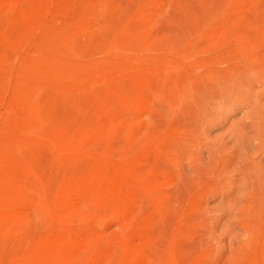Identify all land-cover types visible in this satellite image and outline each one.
Returning <instances> with one entry per match:
<instances>
[{
	"label": "rangeland",
	"instance_id": "rangeland-1",
	"mask_svg": "<svg viewBox=\"0 0 264 264\" xmlns=\"http://www.w3.org/2000/svg\"><path fill=\"white\" fill-rule=\"evenodd\" d=\"M52 1L6 58L0 169L37 135L21 150L36 199L96 159L131 176L142 221L98 193L93 223L74 212L97 264H264V0ZM19 90L32 96L8 118ZM11 236L0 264H26Z\"/></svg>",
	"mask_w": 264,
	"mask_h": 264
},
{
	"label": "bare ground",
	"instance_id": "bare-ground-1",
	"mask_svg": "<svg viewBox=\"0 0 264 264\" xmlns=\"http://www.w3.org/2000/svg\"><path fill=\"white\" fill-rule=\"evenodd\" d=\"M53 5L52 0H0V7L9 11L11 18L16 21L18 26L17 32L14 35L12 34L11 38L0 29V104L3 103L6 83L10 75V71L7 70L9 64L6 61L10 50L25 43L39 19L49 15ZM9 25L7 26L9 27ZM5 31L7 30L5 29ZM23 92V90L17 91L18 96L8 106L6 110L8 118H15L19 115L20 102L27 101V104L29 103L27 98H30L32 94L29 93L28 95ZM119 99L130 101L129 99H132V95H122L119 96ZM139 99L141 98L139 97ZM36 109L38 110V108ZM36 109L35 104L31 106L27 111L29 117H34ZM18 123L16 125L22 133V128ZM37 141V135L33 138L26 137L22 140L20 145L10 152L9 157L5 160L4 168L0 169V240H5L7 243L5 238L7 232L10 231L13 234L11 242L23 249L26 264H97L96 256H87L85 258L86 256L82 255L86 248V238L84 237V229L74 227L73 223L80 221L78 216L80 214L74 212L76 210L83 211L85 213L84 219L93 223L95 215L91 214L89 210L93 205L90 197L98 193L103 199V205L110 209L119 207L124 212H129V220L138 216L139 221H142L145 217L139 216V209L136 205L140 199L136 198L137 194L133 187L130 186L131 176L129 178L127 173L110 166L109 164L111 163L104 164V162L96 159L90 163L91 166L87 169L88 173L86 175L82 171L77 174L74 173L72 185L69 183L65 184L53 201L36 199L32 182L33 174L31 176L34 171H30L31 168H29L28 164L29 153L26 152L28 154L24 155L21 150L27 143H37ZM83 175H85V179ZM131 209H133L132 213H130ZM130 228L133 229L132 226ZM130 228L128 229L129 231H131ZM89 230L92 231V234H97L93 226H89ZM133 235L134 233L130 235V238L134 240ZM3 243L5 246L7 245L5 242ZM110 244L113 245L112 242ZM7 247L8 245L5 247L6 250L10 248ZM126 249L124 245L123 250L125 251H122V254L126 255ZM143 255L144 253L139 252L140 257Z\"/></svg>",
	"mask_w": 264,
	"mask_h": 264
}]
</instances>
